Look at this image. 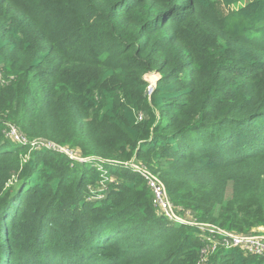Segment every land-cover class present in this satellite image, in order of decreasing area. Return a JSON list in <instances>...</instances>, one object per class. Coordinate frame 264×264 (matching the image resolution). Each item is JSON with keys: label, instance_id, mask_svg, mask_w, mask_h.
Returning a JSON list of instances; mask_svg holds the SVG:
<instances>
[{"label": "trees", "instance_id": "trees-1", "mask_svg": "<svg viewBox=\"0 0 264 264\" xmlns=\"http://www.w3.org/2000/svg\"><path fill=\"white\" fill-rule=\"evenodd\" d=\"M259 227L264 0H0V264H264L210 230Z\"/></svg>", "mask_w": 264, "mask_h": 264}, {"label": "built area", "instance_id": "built-area-1", "mask_svg": "<svg viewBox=\"0 0 264 264\" xmlns=\"http://www.w3.org/2000/svg\"><path fill=\"white\" fill-rule=\"evenodd\" d=\"M154 83H148L147 86V90L148 92H150L152 90ZM6 136L12 137V136H19V139H16L17 141L20 142H25V138L19 134L17 132V130L10 126L9 130L6 132L5 134ZM42 142L40 143L41 146H47V147H51L53 149H57L62 151V149L50 142H45L44 140H41ZM67 154H70V152L68 150H64ZM131 166L137 171V173L146 181L147 185L149 186V188L151 189L152 195H153V204L154 206L157 208V211L159 212V214H164L169 221L174 222V223H185V224H194V222L192 221V219H187L185 218L183 215H179L175 210L173 205L171 204V202L169 201L168 197H167V193L166 190L164 188V186L162 185V183L160 182V180L157 178L156 175L150 173L147 169H145L144 167L141 166H137L135 164H131ZM210 230L212 231V233L215 232H221L223 235L222 238V242H221V246L224 248H230V247H234L237 246L239 247L238 242L242 241L243 239L246 238V236H251V234H247V235H237L234 233H230L227 231H223L220 230L218 228H210ZM211 243H213V249L216 246V238L214 236H207L206 237ZM256 240L253 243H250L249 240H247L246 242L249 243L248 245H246V249L244 247H240L242 249H244L245 251H249V252H253L256 254H262L264 253V247L262 248V246L260 245L261 240L264 239L262 237H255ZM255 242L258 245L257 249H254L255 247Z\"/></svg>", "mask_w": 264, "mask_h": 264}, {"label": "rangeland", "instance_id": "rangeland-1", "mask_svg": "<svg viewBox=\"0 0 264 264\" xmlns=\"http://www.w3.org/2000/svg\"><path fill=\"white\" fill-rule=\"evenodd\" d=\"M159 76L156 74V73H151V74H146V75H144V78L146 79V81L148 82V83H155V81L157 80V78H158ZM8 138L11 140V141H13V142H17V143H19V141H17L16 139H19L20 137L19 136H12V137H9L8 136ZM16 138V139H15ZM42 141L41 140H36V141H33L32 142V145H34V144H40ZM42 145V144H41ZM70 155H72V157H74V158H79V156H78V154H77V152L76 151H71L70 152ZM99 189H102V188H98V189H94V190H96V191H99ZM106 195V193H103L102 194V196H105ZM185 218H187V219H191V216H190V213L188 212V211H186V214H185V216H184ZM256 231V232H255ZM253 233H251V236H246V238L245 239H243L242 241H240V242H238V244H239V247H246V245H248L249 243H247L246 241L247 240H249L250 241V243H253L255 240H256V238L255 237H262V238H264V228L263 227H259L258 229H256ZM254 240V241H253ZM260 245L262 246V248L264 247V239H262L261 240V243H260ZM257 247H258V245L256 244V242H255V247H254V249H257ZM246 249V248H245Z\"/></svg>", "mask_w": 264, "mask_h": 264}, {"label": "clouds", "instance_id": "clouds-1", "mask_svg": "<svg viewBox=\"0 0 264 264\" xmlns=\"http://www.w3.org/2000/svg\"><path fill=\"white\" fill-rule=\"evenodd\" d=\"M17 143V142H16Z\"/></svg>", "mask_w": 264, "mask_h": 264}]
</instances>
